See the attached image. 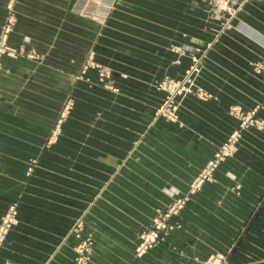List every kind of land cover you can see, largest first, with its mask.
Wrapping results in <instances>:
<instances>
[{
    "label": "crops",
    "instance_id": "1",
    "mask_svg": "<svg viewBox=\"0 0 264 264\" xmlns=\"http://www.w3.org/2000/svg\"><path fill=\"white\" fill-rule=\"evenodd\" d=\"M27 1L26 11L21 10L25 20L18 21L9 36L11 47L18 49L24 37L33 46L38 37H46V24L51 20V11H56L63 16L64 29L59 35L64 38L66 51L61 52L62 55H81L83 41L85 44L103 43L102 47L106 46L113 53L118 51L114 45L120 43L121 55H144L139 59L128 56L121 66V74L126 77L121 92L127 95L121 105L123 108H143L145 93L154 91L157 80L169 75L180 76L189 64L185 56L148 52L161 53L169 43L192 47L210 40L218 32L221 50L206 56L198 79L209 98L186 97L178 109L177 124L159 123L155 127L154 140L167 138L170 147L158 153L164 159L152 173L154 186L186 187L216 148L238 128V120L229 115V107L236 105L250 110L263 99L264 71L257 73L253 67L259 60L264 64V55L252 53L251 46L248 53L242 54V45L253 44L243 32L245 27L253 28L264 37V0L245 3L225 24L208 17L203 0H103L113 6L111 18L100 33L96 22L73 14V7L66 0L60 4L56 0ZM5 16V3L0 0V34ZM74 68V72H68L66 68L35 66L25 58L4 57L0 72V140L44 139L48 123L42 122L41 131L39 127H31L38 126L39 122L13 115L11 100L21 86H32L40 99L29 97L32 102L28 106L60 107V103L50 105L44 93H48L50 83L57 80L58 94L64 98L66 78L70 81L75 78ZM258 116L264 120V105ZM122 118L123 124L128 122ZM7 123L10 126L4 127ZM35 131L41 135H34ZM25 141L22 144L25 147H6V155H34L33 147ZM56 154L66 155L60 149L41 150V155ZM68 155L78 156L80 152ZM73 161L74 167L79 165L78 160ZM109 166L113 168L114 163L107 168ZM57 167L58 172L66 171L60 162ZM131 168L143 175L142 169ZM73 170L75 179L58 176V194L50 195L49 190L34 193V181L19 182L18 173L24 170L19 172L18 166L11 163L8 167L0 166V216L7 205L16 203L19 219L4 245L0 264H75L76 240L71 235V227L81 217L89 225L85 231L93 238L87 264H198L197 260L210 252L213 240L222 237L225 243L226 236L235 242L233 264H264V128L241 133L236 155L219 167L214 181L206 185L201 194L193 197L184 216L185 230L173 233L166 243L142 259L133 257V249L138 221L146 220V214L132 209L124 212L103 210L102 205L109 206L112 202L97 199L99 181L92 179L82 184L80 167L77 172ZM122 170L130 172L129 165ZM3 172L9 173L8 179L3 180ZM112 180L111 187L105 184L107 194L113 186L122 193L124 188L139 187L138 179ZM41 184L43 189L45 184ZM67 192L81 196L67 199ZM128 195L137 203V191ZM120 204L119 209L123 208ZM221 249H225V245L218 248Z\"/></svg>",
    "mask_w": 264,
    "mask_h": 264
},
{
    "label": "rangeland",
    "instance_id": "2",
    "mask_svg": "<svg viewBox=\"0 0 264 264\" xmlns=\"http://www.w3.org/2000/svg\"><path fill=\"white\" fill-rule=\"evenodd\" d=\"M3 1L6 16L0 34V72L2 59L11 57V59L25 58L35 66L55 69L66 68L68 72H74V67H76V75L71 81L69 77L66 78L64 98L58 94L57 80L51 82L50 91L44 93L48 95L50 105L60 103V107H30L28 104L30 105L32 101L29 99L36 100L39 97H36L37 93L35 94L32 86L20 87L21 90L16 92V97L11 100V105L14 106L11 109L12 114L25 116L26 120L29 121L37 120L39 125L31 127H39V131L42 130V122L44 125L48 123L49 128L46 133L44 132L46 137L42 140L34 139L29 140V142L24 140L30 144L29 147H33L35 152L34 155L28 157L10 156L6 155L4 151L6 147H25L22 145L24 141L14 142L7 138L1 139L0 166L8 167L9 163L18 166L19 172L21 169L24 170L23 173H18L19 182L34 181V193L41 194L49 190L50 195L58 194V176L61 178L65 175L67 180H74L73 169H76L77 172L80 167L81 183H89L92 179L98 180L99 197L97 199L103 202H112V205L109 206L102 205L103 210L124 212L132 209L146 214V220L138 221L140 223L133 257L142 259L154 253L161 244L166 243L173 233H181L185 230L184 216L193 197L201 194L204 187L214 181L219 167L236 155L241 133L247 129L262 130L264 128V120L258 116V112L264 105V93L263 99L250 110H243L236 105L229 107V115L238 120V128L233 130L225 141L216 148L210 159L197 170L186 187H172L167 184L159 188L154 186L156 182L152 173L155 167L160 164L161 159H164L158 153L165 149L169 150L170 144L167 138L154 140L155 127L159 123L177 124V112L186 97L209 98V94L199 86L198 79L206 56L221 50L218 32L210 40L195 44L192 47H179L169 43L162 48L161 53L157 51L148 52L151 55L185 56L188 58L189 64L182 75H169L157 80L154 84V91L145 93L146 104L143 108H123L121 105L127 100V95H123L124 93L121 92L126 83L123 80L126 77L121 74V66L128 59V56L139 59L144 55H121L122 45L120 43L114 45L118 51L113 53L106 46L102 47L103 43L85 44L84 41L81 55H62L61 52L66 51L64 38L59 35V31L64 29L61 25L63 16L61 12L56 11H51V20L45 28V31L48 32L46 37L43 35L38 37L34 46L29 43L27 37H24L21 39V46L16 49L9 44V36L14 31L18 21L25 20V13H22L21 10L26 11L28 1ZM56 1L59 4L63 3V0ZM66 1L73 7V14L88 21L96 22L99 25V33L111 18L112 3H105L103 0ZM114 1L116 2V0ZM203 1L207 7L208 17L225 24L231 21L241 7L251 0H235L229 5V10L223 8L220 0ZM54 17L57 20H54ZM243 32L248 39H252L253 44L242 45V54L248 53L251 46L253 48L252 53L264 55V37L249 27H245ZM253 68L257 73L263 72L264 64L259 60ZM134 96L137 99V94L134 93ZM122 117L125 118V122L126 119L128 122L123 124L121 122ZM6 126L10 125L7 123L4 127ZM34 135H41V133L35 131ZM42 149L55 151L60 149L66 155L45 156L41 155ZM74 151L80 152V155H68L73 154ZM73 160H78L76 163L79 165L74 167ZM59 162L63 169L65 168V172H58L57 165ZM211 162L216 163V167L208 170V165ZM112 163H114V167L109 166L107 168V165ZM128 165L130 172L122 170V167ZM131 167L142 169L143 175L137 174L134 170L136 168ZM207 170V175L204 176ZM2 175L3 180L8 179L9 173L3 172ZM167 176L169 177L168 174ZM111 179L119 181L131 179L137 181L138 179L139 187L124 188L122 193L121 189L113 186V188H109L110 192L107 194L106 185L111 187L114 183L110 182ZM42 182L45 184L43 189ZM77 188L79 191V186ZM66 190L68 191V189ZM69 190L72 191L73 189L69 188ZM135 191L138 192L137 203L128 198V194H133ZM74 195L81 196L79 193L67 192L66 198L73 199ZM119 203H121L120 207L123 208L119 209ZM18 224L16 203L7 205L0 216V256L9 235ZM87 227L89 225L82 217L75 220L71 227V235L76 240L75 264H87L88 261L93 238L85 231ZM224 239L225 243L222 237L221 239L216 237L210 245L208 255L197 260V263L233 264L231 257L235 242L231 241L230 236H226ZM223 245H225V249L218 250Z\"/></svg>",
    "mask_w": 264,
    "mask_h": 264
},
{
    "label": "built area",
    "instance_id": "3",
    "mask_svg": "<svg viewBox=\"0 0 264 264\" xmlns=\"http://www.w3.org/2000/svg\"><path fill=\"white\" fill-rule=\"evenodd\" d=\"M221 1V5L223 6V8H225V9H230L229 8V5L231 4V2H235V0H227V1H223V0H220ZM219 1V2H220ZM221 153V152H220ZM216 167V163H214V162H211L209 165H208V170H212V169H214ZM208 170L206 171V173H205V175L204 176H206L207 175V172H208Z\"/></svg>",
    "mask_w": 264,
    "mask_h": 264
}]
</instances>
